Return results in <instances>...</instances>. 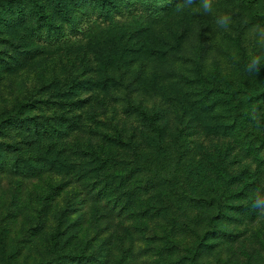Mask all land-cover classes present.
Here are the masks:
<instances>
[{
  "label": "rangeland",
  "instance_id": "rangeland-1",
  "mask_svg": "<svg viewBox=\"0 0 264 264\" xmlns=\"http://www.w3.org/2000/svg\"><path fill=\"white\" fill-rule=\"evenodd\" d=\"M239 1L212 0L213 14L195 11L200 3L175 8L151 24L116 17L171 51L156 55L146 70L144 58L132 69L115 67L120 84L106 91L79 88L70 99L54 96L73 78L101 76L79 30L64 25L69 41L45 46L30 33L25 1L13 19L25 23L0 27V50L8 52L0 61V109L49 98L23 117L64 115L72 123L63 138L15 126L0 135L20 150L12 159L40 167L0 173V264H55L59 254L83 250L96 259L91 264H264V220L257 224L252 208L255 194L264 195V102L254 105L259 122L251 119L244 128H229L236 111L228 96L210 98L220 100L209 112L198 104L215 80L264 89V67L246 71L250 55L262 52L253 26L264 25V0L251 7ZM78 3L93 6V0ZM221 13H232L228 29L215 22ZM54 17L59 31L65 16ZM78 98L85 100L81 107L68 105ZM136 108L157 115L166 152L154 145L155 132ZM213 227L225 235L200 240Z\"/></svg>",
  "mask_w": 264,
  "mask_h": 264
},
{
  "label": "trees",
  "instance_id": "trees-1",
  "mask_svg": "<svg viewBox=\"0 0 264 264\" xmlns=\"http://www.w3.org/2000/svg\"><path fill=\"white\" fill-rule=\"evenodd\" d=\"M24 1L30 7L32 14L31 32H29L41 39L40 41L44 42L45 46L57 43L62 44L69 41L65 32H62L64 25H69L70 30H79L77 34L85 37L88 49L90 51L93 50L94 62L98 66H101L102 70L99 69L101 76L98 79L77 81L73 78L61 90L56 92L57 95L54 97H64L65 99L77 97L78 92L83 91L79 90V88H85V91L97 89L106 91L108 90L107 88H113L116 84H120L117 80L118 78L115 76V70H113L115 67L132 69L136 61H141L144 58L140 62V66L145 69L156 58V55L157 57H163L171 51V48H167V52L161 50L159 47L161 41L151 39L150 32L146 34L142 33L143 30H141V27H137L134 30L126 29L125 26H122L124 24L120 22L121 20L116 19V17H124L125 20L127 19L126 21L133 24H151L161 19L164 14L177 8L181 2H184V0H93V6L90 9L87 8V10L84 5L78 3V0H0V8L3 5V13L0 14V27L11 24L22 25L25 23V20L16 23L15 21L13 22L14 18L20 17ZM73 1L77 3L72 7L71 3ZM239 2L241 5H250L251 7L257 3V0H240ZM199 3H201V0H195L194 4L198 5ZM125 11L127 14L123 16V12ZM57 13L65 16V20L62 22L63 24L61 23L62 25L58 27L61 28L59 31L56 30V26L54 25V21L56 20L54 15ZM73 15H77L76 18H73ZM91 16L96 18H91ZM82 19L84 23L81 26L79 23ZM1 41H4L3 43L7 42V38L3 37ZM180 41L181 37L179 36L176 40V45ZM167 45L168 43L166 42L165 46ZM7 54V51L0 50L1 62H4L5 55ZM201 73L200 70L198 72L199 78H203L201 77ZM239 82L230 79H225L222 82L217 80L212 82L211 88L207 89L206 94L208 96L203 95L201 101L198 102V104L202 103L200 111L209 112L218 106L217 103L220 99L210 100V98L219 96L223 99L222 97L228 96L227 98L229 99L226 102L235 104L233 108L236 112L234 113L232 125L226 126H229V128L235 126L244 128L249 123H252V121H249L251 120L250 112L254 108V105L264 102V89L252 87L251 83L254 82L244 85L241 84L242 82ZM255 86H257V83ZM84 101L78 98L76 100H70L68 105L77 104L76 107H81ZM48 102H51L49 98L46 101L43 99H34L27 102H17L15 107L9 110L6 108L3 110L0 109V135H2L6 127L15 126L16 130H24L26 133L32 131L35 136L63 138L68 133V128L72 124L71 120L64 115L56 117L49 116V118L43 117L42 121H39L40 117L35 115L23 117V114L28 108L42 103L46 105ZM134 111L140 116L142 121L152 126L155 132V136L152 137L154 145L166 152V147L162 143L164 135L162 128L160 126L157 127L154 121L157 115L137 108ZM212 133L218 134V132ZM60 135L62 136L60 137ZM128 142L129 140L125 141L120 139V143L124 144L122 145L124 148L127 146L130 147V144H127ZM19 151L13 143L0 141V173L12 171L28 174L32 170L40 169V167L31 163V159L28 161L15 160L16 158L12 159V154ZM45 161L50 163L51 161L53 162V159L46 158ZM209 205L215 206V203ZM213 234L217 236L225 235V231L213 227L212 230H205L204 235L202 237L199 236V238L203 240L205 237ZM1 242L4 245L3 239ZM197 254L196 251L194 257ZM59 256L55 264H91L92 261L96 260L94 257L90 258L84 250L74 253H63L59 254ZM185 260L186 262L193 263L195 259L193 260L190 255H187Z\"/></svg>",
  "mask_w": 264,
  "mask_h": 264
},
{
  "label": "clouds",
  "instance_id": "clouds-1",
  "mask_svg": "<svg viewBox=\"0 0 264 264\" xmlns=\"http://www.w3.org/2000/svg\"><path fill=\"white\" fill-rule=\"evenodd\" d=\"M195 3V0H184L182 5H178L176 10L177 12H182L185 8L191 7ZM195 11L201 12L203 14H213V4L212 0H201L200 7ZM216 24L223 28L228 29L229 26L233 23L232 13H221L216 18ZM254 34L257 36V43L260 45L262 52L261 54H251L246 65V71L248 73L258 74L262 67H264V25L256 24L253 26ZM234 59L238 57L234 56ZM251 119L259 122L261 116L258 114L257 109L253 108L250 112ZM252 208L259 213L257 224L260 220H264V195L257 192L252 201Z\"/></svg>",
  "mask_w": 264,
  "mask_h": 264
}]
</instances>
